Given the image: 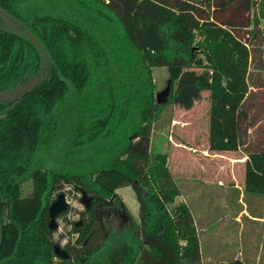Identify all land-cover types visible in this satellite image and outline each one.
<instances>
[{
    "label": "trees",
    "instance_id": "1",
    "mask_svg": "<svg viewBox=\"0 0 264 264\" xmlns=\"http://www.w3.org/2000/svg\"><path fill=\"white\" fill-rule=\"evenodd\" d=\"M255 39L264 45V0H0V264H199L166 154L149 149L151 125L166 104L188 110L206 91L207 150L237 151L252 125ZM158 66L170 82L159 104ZM245 156L243 191L264 196V146ZM65 185L91 206L61 259L47 207ZM125 186L138 220L104 233L96 209L122 207Z\"/></svg>",
    "mask_w": 264,
    "mask_h": 264
},
{
    "label": "rangeland",
    "instance_id": "2",
    "mask_svg": "<svg viewBox=\"0 0 264 264\" xmlns=\"http://www.w3.org/2000/svg\"><path fill=\"white\" fill-rule=\"evenodd\" d=\"M235 34L244 38L243 31H236ZM252 43L257 47V51L254 52L250 62L248 82L256 84L257 87L249 88L247 98V113L251 117L252 125L243 136L239 150L234 151V154L231 153L238 157L255 143L258 147L264 146V45L260 39H255ZM151 74L155 95L167 82L166 68L153 67ZM206 94L207 92L203 91L201 98L188 110L166 104L159 117L152 123L149 137V149L166 154L167 166L173 182L180 189V198L185 200L194 220L199 242V264H212L215 259L227 260L231 257V245L222 243L224 240L231 242V235L235 231L232 217L240 209L252 210L264 215V196L243 191V164L222 156H205L201 152L206 150ZM214 169L218 170L217 179H220L222 187L215 186L216 180L212 177ZM211 177L214 184L212 186L205 184L204 181L206 179L210 181ZM30 192L31 182L26 181L21 185V193L27 195ZM58 192L64 194L67 207L63 217L55 218L57 227L52 230V238L54 244L62 248L66 241L74 239L75 235L70 232L71 223L78 222L79 212L84 208L79 202V191L73 190L71 186L65 185L55 190L52 200ZM115 194L121 201V210L114 212L105 210L106 208H97L98 225L104 233L138 220L137 202L131 188L129 186L118 188ZM254 201H257L258 205L255 209L252 207ZM215 230L219 241L218 253H213L217 248L214 246V240L210 238ZM257 232L252 235L257 234L256 238L263 241L264 231Z\"/></svg>",
    "mask_w": 264,
    "mask_h": 264
},
{
    "label": "crops",
    "instance_id": "3",
    "mask_svg": "<svg viewBox=\"0 0 264 264\" xmlns=\"http://www.w3.org/2000/svg\"><path fill=\"white\" fill-rule=\"evenodd\" d=\"M206 143V140H205ZM193 150V149H192ZM207 150V145H206ZM202 150V154L205 156H222L229 160H233L234 162L238 164H243V161L245 159V153H241V156H235L233 155V152H217L213 153L211 151ZM239 150V149H238ZM236 152V151H235ZM233 153V154H231ZM229 154V155H228ZM231 154V155H230ZM216 168V167H215ZM203 168H201L202 170ZM243 171V170H242ZM212 174L216 180L215 186L216 187H222V183L220 179H217L218 170L214 169L212 170ZM210 178L208 181H204L207 185H213L214 180L213 178ZM209 178V177H207ZM179 194L174 198V203L177 202H184L185 200L181 197L180 189ZM220 190V188H219ZM202 195V194H201ZM255 198V197H252ZM251 198V199H252ZM238 200V198H237ZM255 200V199H254ZM253 209L257 208V201L253 202ZM232 225L235 228L234 233L231 235V242L229 243L227 240L223 241V245H231V257L227 259H238L244 264H264V238L263 241H260L256 238V235H252L254 232H257L259 230L264 231V215L263 214H257L256 212H253L252 210L246 211V209H240L235 215L232 217ZM193 219V218H192ZM193 224L195 226L194 220ZM258 228H260L258 230ZM196 229V227H195ZM258 233V232H257ZM218 235L216 234V230L210 235L211 240H214V246L217 249H214L213 253H218L219 250V241H218ZM211 247V246H210ZM212 248V247H211ZM218 261H223L222 259H215ZM215 260L212 261V264H214Z\"/></svg>",
    "mask_w": 264,
    "mask_h": 264
},
{
    "label": "water",
    "instance_id": "4",
    "mask_svg": "<svg viewBox=\"0 0 264 264\" xmlns=\"http://www.w3.org/2000/svg\"><path fill=\"white\" fill-rule=\"evenodd\" d=\"M29 38L33 43H35L39 47V49H41L40 45L31 35H29ZM169 90H170V82L167 81L164 88L155 93L154 95L155 102L158 104L164 103L166 101ZM78 191L80 193L79 202L82 204L85 210H89L91 206V197L87 195L82 189H79ZM66 207H67V202L65 201L64 194L62 192H58L55 195L54 200H52L47 207V214H48L47 227L49 230H53L57 227L55 218L62 211L66 210ZM53 253L55 254V256L61 259H65L67 257L65 250L57 244L53 245Z\"/></svg>",
    "mask_w": 264,
    "mask_h": 264
},
{
    "label": "flooded vegetation",
    "instance_id": "5",
    "mask_svg": "<svg viewBox=\"0 0 264 264\" xmlns=\"http://www.w3.org/2000/svg\"><path fill=\"white\" fill-rule=\"evenodd\" d=\"M106 208V209H105ZM102 209H105V210H111V211H114V212H116V211H118V210H121L122 209V207H110V206H107V207H103ZM108 213H110V211L108 212ZM96 214H97V209H96Z\"/></svg>",
    "mask_w": 264,
    "mask_h": 264
}]
</instances>
